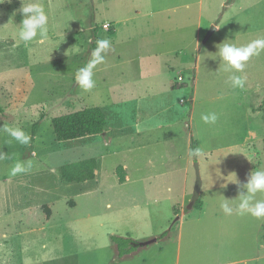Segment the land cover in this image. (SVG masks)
<instances>
[{
    "label": "rangeland",
    "instance_id": "rangeland-1",
    "mask_svg": "<svg viewBox=\"0 0 264 264\" xmlns=\"http://www.w3.org/2000/svg\"><path fill=\"white\" fill-rule=\"evenodd\" d=\"M102 1L0 0V103L6 108L0 115V264H90L85 255L92 242L106 262L108 249H102L113 235L107 227L118 225V215L132 237L181 234L182 264H264V217L228 216L220 207L224 198L246 192L242 185L252 171L264 170V50L236 73L246 77L243 89L231 87L232 73L217 53L225 40L243 46L264 39V0H204L190 9L173 0H114L108 8ZM32 2L48 15V38L25 43L18 35L20 9ZM120 17L130 20L115 21ZM111 26L120 27L116 35L104 30ZM101 39L110 48L93 66L89 50ZM171 64L175 71L165 68ZM86 67L94 81L89 90L76 81ZM157 67L170 78L182 75L183 86L157 94L147 78ZM127 72L135 83L122 76ZM123 87L141 93L133 97ZM90 107L107 115L108 152L104 133L56 138L53 118ZM213 112L217 121L205 123L202 115ZM3 126L23 129L30 143L15 141ZM140 129L152 131L134 135ZM192 139L203 150L198 159L187 147ZM87 158L99 162L95 180H62L61 166ZM196 160L203 207L189 209ZM17 161L31 167L13 176ZM125 164L133 181L120 184L117 168ZM255 199L264 200V193Z\"/></svg>",
    "mask_w": 264,
    "mask_h": 264
},
{
    "label": "clouds",
    "instance_id": "clouds-1",
    "mask_svg": "<svg viewBox=\"0 0 264 264\" xmlns=\"http://www.w3.org/2000/svg\"><path fill=\"white\" fill-rule=\"evenodd\" d=\"M20 12L22 20L18 26L19 39L25 43L37 37L40 38L41 42L46 40L48 38V15L42 4L38 2L23 4ZM226 41L217 45V53L219 58L224 62V71L232 73L228 76L231 87L233 89H243L245 87L246 77L237 75L236 73H242L250 58L258 56L264 50V39H257L243 46H237L234 43H228ZM109 48V40L101 39L97 41V49L93 52V60L90 64L94 66L96 63H101L103 61L102 53L106 52ZM76 81L85 90L93 88L94 81L90 67L80 69L77 73ZM201 118L205 123L214 124L218 116L213 112L202 115ZM2 128L4 132L20 144L28 145L30 143L31 137L23 129L4 126ZM201 155H203L201 148H195L190 151V156L194 159H198ZM0 158H3V154H0ZM30 167V163L25 164V162L17 161L11 169V174L15 176L19 173H24ZM234 183L239 184L237 178ZM242 187L246 189V192H240L234 199L224 198L220 205L224 214L230 216L235 213L240 216L251 215L256 218L264 217V200L255 199L257 193H264V170L255 169L252 171L247 182ZM233 200H238V204L235 207L231 204Z\"/></svg>",
    "mask_w": 264,
    "mask_h": 264
},
{
    "label": "crops",
    "instance_id": "crops-1",
    "mask_svg": "<svg viewBox=\"0 0 264 264\" xmlns=\"http://www.w3.org/2000/svg\"><path fill=\"white\" fill-rule=\"evenodd\" d=\"M111 1H114V0H104V1H102V3L106 6V8H108V6L110 5L109 2H111ZM197 2L198 3L200 2V5H202V6L204 4V0H173L172 5H175V7H184L186 9H190V7L193 6ZM177 3H179V4H177ZM162 10H164V8H160L158 10V12L162 11ZM135 12L140 13V10H136ZM152 14H153V11L150 12V15H152ZM111 20H113V19H111ZM128 20H130V19L126 18V20H124L123 17L115 19V21H117L119 23L125 22L126 24L128 23L127 22ZM106 23H108V22H105V24ZM132 28H134V27H132ZM219 28H220V24H216L215 30H218ZM90 29L96 31V27H94V26H91ZM104 30H106L107 32H109L111 30L112 33H114L116 35L118 33V31L120 30V27L111 26V29H105L104 28ZM94 38L97 39V37H94ZM95 50H96V42H95V40H93L92 45H91V49L89 50V52L93 54V52ZM157 56L158 55H155V56L153 55L152 58L156 57V59H154L156 61V60H158ZM152 62H154V61H152ZM152 64H154V63H152ZM182 64H184V63L181 62L180 66ZM166 67H167V70H173V71L176 70L175 69L176 66L172 65V64L166 65L165 68ZM179 68H182V67H179ZM163 69L164 68H162V67L161 68L157 67L154 74L152 76L147 77L148 79H151V83H153V85H154L153 89L154 88L157 89L156 90L157 94H166L168 92L172 93L175 89H178L179 87L183 86V83H181L184 81V78L182 75H179L178 79L170 78L169 75L162 73V71H164ZM162 75H167V76L162 77ZM122 76H124V78H128L127 79L128 82H130V81H131V83L136 82V81H134L133 78H131V76L128 74V72L125 73V75L122 74ZM180 77H182V80L180 79ZM137 90H138L137 87L133 88V90H131V87H128V88L123 87V89H121V93L123 92L124 94H127V95H133V97H134V96L141 93ZM179 92H183V90L180 89ZM131 93H135V94H131ZM194 95H195V92L191 96L192 101L195 100ZM151 131H152V129H140V130L136 131L134 133V135L140 137L141 135L149 134ZM109 132H110L109 129H106V131L104 132V135L107 137V141L109 144L108 148L106 149L107 152L109 151L110 144L112 143V137L110 136ZM190 143H191V146L189 145ZM187 147L192 150V141L190 142V140H188ZM189 161H190V158H189ZM190 164H191V161H190ZM123 167L125 168V170L127 169L128 174H126V181L124 183H120V184H127L128 182L133 181V179H132V175L129 171L128 166H126V164H125V166L123 165ZM172 171H173V169L171 170V172ZM202 189H203V186H202ZM202 189H201V195H202ZM201 195H200V197H201ZM138 211L139 210L137 207H133L131 209V214H134V215L138 214ZM51 215H52V209H51ZM50 216L47 218H50ZM120 216H122V217H120ZM117 217H118L117 218V224L118 225L115 227H107L109 229H112L111 232H109L107 235L113 234V235H120L123 237H131L134 240L139 241V242L140 241L143 242L144 240L147 239V237H149V238L156 237L158 240L156 242H153V243L148 244V245H140L139 244V245H137V248H135V250H132L129 253H127L123 256H120L119 250H118L116 244H114L112 242L111 238L110 239L108 238V240L106 241V247L107 248L102 249V250L108 249V252L106 254V262H103V260L101 258L100 253H102V251L99 248L98 244H97V246H95L94 242H92L93 244L91 245L90 250H87L86 255H85L86 258L90 259L89 260L91 262L90 264H182L181 234H178V236L174 239H172L170 236L167 238H160L159 236H157L158 234H155V233H160V232H155L154 234L151 233V234H148V236L143 235L140 237L139 236H133L132 237V236H130L131 234H128L129 232L127 229H125V226L123 228H121L119 226V224L122 221H124V219H125L124 215H118ZM180 217H182V216H180ZM111 222H113V219L111 220ZM101 226H103L105 228L104 223H102ZM107 226H110V225H107ZM166 227H167V225H166ZM164 228H165V224H162L161 229L163 230ZM154 246H156V247H154ZM92 257L95 258L93 261H91ZM152 262H154V263H152ZM184 264H186V263H184Z\"/></svg>",
    "mask_w": 264,
    "mask_h": 264
},
{
    "label": "trees",
    "instance_id": "trees-1",
    "mask_svg": "<svg viewBox=\"0 0 264 264\" xmlns=\"http://www.w3.org/2000/svg\"><path fill=\"white\" fill-rule=\"evenodd\" d=\"M112 33V31H109ZM6 108L0 103V115H5ZM56 138L59 141L72 140L102 134L108 126V118L100 107L85 108L69 114L57 116L52 120ZM197 146V141L192 139V149ZM99 162L96 158H87L61 166L62 180L65 182H88L95 180ZM120 183L126 181L125 168L119 166L117 169ZM198 201L194 207L201 209L203 206ZM167 233L160 238H165ZM264 237V236H263ZM111 240L116 244L120 256L129 253L137 248L139 241L131 237L112 235ZM136 246V247H135Z\"/></svg>",
    "mask_w": 264,
    "mask_h": 264
},
{
    "label": "water",
    "instance_id": "water-1",
    "mask_svg": "<svg viewBox=\"0 0 264 264\" xmlns=\"http://www.w3.org/2000/svg\"><path fill=\"white\" fill-rule=\"evenodd\" d=\"M215 29H216V25L213 27V30H215ZM212 31H211V33H212ZM195 168H196V184L194 187L193 197H192L191 203L189 205V209H192L195 206L196 202L199 200L200 195H201L202 184H203L202 183L203 182L202 176H201V172H200V166H199V163L197 160L195 161ZM157 240H158L157 238H153V239L148 240V241L140 242V245H148V244H151L153 242H156Z\"/></svg>",
    "mask_w": 264,
    "mask_h": 264
},
{
    "label": "built area",
    "instance_id": "built-area-1",
    "mask_svg": "<svg viewBox=\"0 0 264 264\" xmlns=\"http://www.w3.org/2000/svg\"><path fill=\"white\" fill-rule=\"evenodd\" d=\"M180 79L182 80V78L180 77Z\"/></svg>",
    "mask_w": 264,
    "mask_h": 264
}]
</instances>
